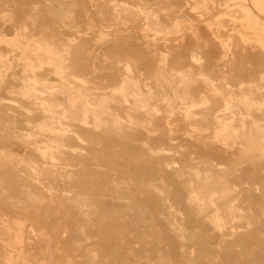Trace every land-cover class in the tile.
<instances>
[{
	"label": "bare ground",
	"instance_id": "bare-ground-1",
	"mask_svg": "<svg viewBox=\"0 0 264 264\" xmlns=\"http://www.w3.org/2000/svg\"><path fill=\"white\" fill-rule=\"evenodd\" d=\"M43 1L0 0V264H264V72L179 0ZM180 1L264 63V0Z\"/></svg>",
	"mask_w": 264,
	"mask_h": 264
},
{
	"label": "rangeland",
	"instance_id": "rangeland-1",
	"mask_svg": "<svg viewBox=\"0 0 264 264\" xmlns=\"http://www.w3.org/2000/svg\"><path fill=\"white\" fill-rule=\"evenodd\" d=\"M122 1V0H119ZM40 5H44L43 0H38ZM179 3L180 8V15L184 16L189 20V22L192 23L194 31L196 32V36L192 35L190 32H184L182 37L178 40L176 45L180 46L181 48H187V47H193L198 43V45L202 48V54L207 60H218L221 55H222V49L220 46V43L218 41H225L228 38H231L230 40L232 41L231 44V52L233 54L235 62L238 64L237 69L240 71H247V70H260L264 72V63L261 62L260 58V53L257 49H255L252 45H243L242 43L237 41V38L235 37L234 30H239L238 24L232 25L230 22V19L226 16H223L221 12L223 10H212L208 8L207 11H196L199 12V15L195 13V11L188 10V7L184 6L182 2L179 0L177 1ZM112 3L109 2L108 5ZM184 9V10H182ZM186 9V10H185ZM79 10V11H78ZM186 11V12H185ZM80 12V8L76 7V13ZM185 13V14H184ZM201 14V15H200ZM221 19L223 27L218 29L217 33L215 29H209L208 26H206L207 22L210 20H215V19ZM196 23V24H195ZM84 24L80 26V29H84ZM198 27V28H196ZM135 30V36L139 35L138 31ZM60 30H58L59 34ZM63 34V38L67 39L70 38L71 36L74 37V34L71 32H66V31H61ZM57 33V30H56ZM234 34V35H233ZM200 35V36H199ZM88 38L86 39V47L89 49L91 48L92 44L94 43L93 40L87 36ZM190 37V38H189ZM81 38V39H79ZM77 38L73 43H72V48L70 50L71 54L78 53L77 50L82 48L83 40L82 37ZM193 39V40H192ZM56 43V42H55ZM57 44V43H56ZM209 44V45H208ZM58 45V44H57ZM120 48V47H119ZM255 50V51H254ZM119 54H122L123 51L121 49L118 50ZM205 52V53H204ZM209 53V55H208ZM205 54V55H204ZM211 54V56H210ZM259 54V55H258ZM260 59H259V58ZM256 58V59H255ZM77 59V58H75ZM246 62V63H245ZM260 62V65H258ZM195 69V68H194ZM117 70H120L119 68ZM108 72H115L116 68L114 65H109V70ZM195 72L197 71L196 69L194 70ZM89 80L92 82H95L97 84H102V80H93L91 77H89ZM102 86H87L88 91L90 93H96L97 88H101ZM203 87L199 86L197 91H202ZM117 106L119 109L122 111L127 110V105L124 104L122 101H118ZM160 127H165V122L160 121L158 124ZM180 127L183 128L184 131L177 132L176 136L183 137L184 132L186 131L184 128L186 127L185 123H178ZM208 135V134H206ZM205 136V134H204ZM174 143V142H172ZM197 151H202L203 147H197ZM212 151L218 152L220 150V147L215 146L211 148ZM247 188L241 192V194L249 192L252 190L251 186H246ZM137 246V247H136ZM133 247H136L135 249H139L141 247L140 244H135ZM90 248V247H89Z\"/></svg>",
	"mask_w": 264,
	"mask_h": 264
}]
</instances>
